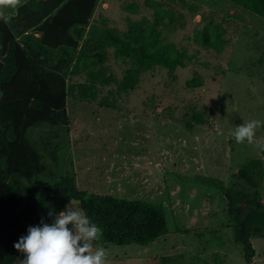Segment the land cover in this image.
I'll use <instances>...</instances> for the list:
<instances>
[{
  "label": "rangeland",
  "instance_id": "obj_1",
  "mask_svg": "<svg viewBox=\"0 0 264 264\" xmlns=\"http://www.w3.org/2000/svg\"><path fill=\"white\" fill-rule=\"evenodd\" d=\"M26 1L0 6V15ZM184 1L200 6L206 17L216 15V22L228 19L230 46L221 54L199 47L196 52L190 38L205 21L199 22L200 14L192 15L180 0H106L94 14L106 20V27L122 36L141 24L149 35L155 26L159 46H185L193 57L186 67L148 68L128 92L109 95L115 83L101 87L96 99L80 98L76 86L83 76H73L69 124L56 128L63 144L58 163L45 157L55 175L68 170L81 191L163 207L167 232L152 243L93 245V250H107L105 264H246L233 237L225 190L257 193L264 202V152L232 136L243 122H264V20L225 0ZM170 11L183 14L182 28L181 19L169 21ZM104 65L116 80L129 68L111 49ZM192 112H200L206 123L190 121ZM255 138H264V123ZM250 160L262 163L251 172L255 186L238 175ZM21 186L27 188L25 182ZM71 204L81 210L77 202ZM250 242L251 263L264 264V237L251 235Z\"/></svg>",
  "mask_w": 264,
  "mask_h": 264
},
{
  "label": "trees",
  "instance_id": "obj_2",
  "mask_svg": "<svg viewBox=\"0 0 264 264\" xmlns=\"http://www.w3.org/2000/svg\"><path fill=\"white\" fill-rule=\"evenodd\" d=\"M225 1L264 20V0ZM104 2L27 0L0 15V264H14L22 254L14 244L27 235L28 227L40 225L42 217L51 223L54 217L48 216L49 209L58 213L70 202H77L101 227L102 236L93 245L145 246L167 232L161 205L81 191L68 170L57 176L45 162V157L53 164L59 160L63 144L56 128L69 124L67 98L73 76H83L76 86L77 95L96 99L101 87L115 83L109 95L128 92L148 68L186 67L193 57L185 46H159L160 30L155 26L149 28L150 36L142 24L120 36L105 26L104 18L94 16ZM180 2L192 15L199 13L200 6ZM199 14L204 28L190 38L196 52L201 48L221 54L230 46L226 36L231 22L224 17L216 22V15ZM175 17L174 11L168 12L170 22ZM176 18L181 19L182 28L183 14ZM110 49L129 65L120 80L104 65ZM198 113L192 112L190 121L205 124L207 120ZM261 166V160H250L238 175L255 186L251 172ZM21 182L27 184L25 190ZM225 198L233 237L242 246L246 264H252L250 237H264V202L257 193L245 190L227 189Z\"/></svg>",
  "mask_w": 264,
  "mask_h": 264
},
{
  "label": "clouds",
  "instance_id": "obj_3",
  "mask_svg": "<svg viewBox=\"0 0 264 264\" xmlns=\"http://www.w3.org/2000/svg\"><path fill=\"white\" fill-rule=\"evenodd\" d=\"M19 0H0V6L17 5ZM264 122L250 120L236 126L232 133L236 143L247 141L264 152V138L256 139V129ZM54 217L51 223L41 218L40 225L29 226L27 235H22L14 248L24 255L17 264H105L107 250L93 242L102 236V229L83 210L76 209L70 202L64 210L48 211Z\"/></svg>",
  "mask_w": 264,
  "mask_h": 264
},
{
  "label": "crops",
  "instance_id": "obj_4",
  "mask_svg": "<svg viewBox=\"0 0 264 264\" xmlns=\"http://www.w3.org/2000/svg\"><path fill=\"white\" fill-rule=\"evenodd\" d=\"M2 16H5V15H2Z\"/></svg>",
  "mask_w": 264,
  "mask_h": 264
}]
</instances>
